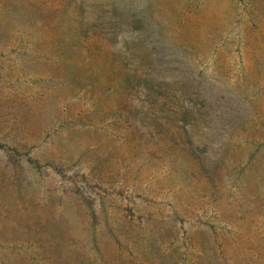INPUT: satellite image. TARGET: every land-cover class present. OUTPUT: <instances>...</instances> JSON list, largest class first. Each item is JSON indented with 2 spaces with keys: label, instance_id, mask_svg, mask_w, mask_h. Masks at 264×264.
<instances>
[{
  "label": "rangeland",
  "instance_id": "374dc122",
  "mask_svg": "<svg viewBox=\"0 0 264 264\" xmlns=\"http://www.w3.org/2000/svg\"><path fill=\"white\" fill-rule=\"evenodd\" d=\"M0 264H264V0H0Z\"/></svg>",
  "mask_w": 264,
  "mask_h": 264
},
{
  "label": "trees",
  "instance_id": "16d2710c",
  "mask_svg": "<svg viewBox=\"0 0 264 264\" xmlns=\"http://www.w3.org/2000/svg\"><path fill=\"white\" fill-rule=\"evenodd\" d=\"M0 147H1V148H6L7 146H5L4 143L0 142Z\"/></svg>",
  "mask_w": 264,
  "mask_h": 264
}]
</instances>
